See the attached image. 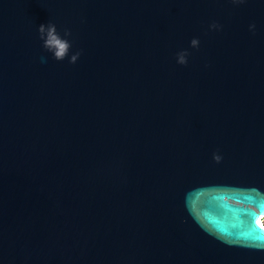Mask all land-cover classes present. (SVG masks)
<instances>
[{
    "label": "water",
    "instance_id": "1",
    "mask_svg": "<svg viewBox=\"0 0 264 264\" xmlns=\"http://www.w3.org/2000/svg\"><path fill=\"white\" fill-rule=\"evenodd\" d=\"M263 217L264 0H0V264H264Z\"/></svg>",
    "mask_w": 264,
    "mask_h": 264
},
{
    "label": "clouds",
    "instance_id": "2",
    "mask_svg": "<svg viewBox=\"0 0 264 264\" xmlns=\"http://www.w3.org/2000/svg\"><path fill=\"white\" fill-rule=\"evenodd\" d=\"M39 32L41 39L44 40V47L49 51H54V57L56 60H63L67 53V42L61 39L56 26L54 24H49L47 26L42 24L39 26ZM65 35H70V33L66 31ZM75 61L76 57L74 56L72 57L71 62L75 63ZM179 63L185 64L183 56H181ZM216 159L219 160L220 157L217 156Z\"/></svg>",
    "mask_w": 264,
    "mask_h": 264
},
{
    "label": "built area",
    "instance_id": "3",
    "mask_svg": "<svg viewBox=\"0 0 264 264\" xmlns=\"http://www.w3.org/2000/svg\"><path fill=\"white\" fill-rule=\"evenodd\" d=\"M262 220H263V223H264V217L263 218H261Z\"/></svg>",
    "mask_w": 264,
    "mask_h": 264
}]
</instances>
